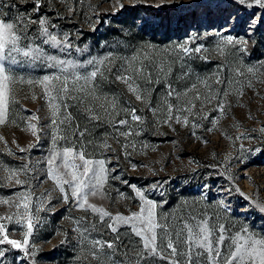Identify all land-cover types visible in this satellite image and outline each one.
<instances>
[{
  "label": "rangeland",
  "instance_id": "rangeland-1",
  "mask_svg": "<svg viewBox=\"0 0 264 264\" xmlns=\"http://www.w3.org/2000/svg\"><path fill=\"white\" fill-rule=\"evenodd\" d=\"M44 1L37 7L36 0H0V19L16 24L22 36L18 47L39 48L57 61L82 65L76 69L81 78L69 75L68 94L62 103L55 102L57 126L47 127L51 110L41 98L44 86L37 82L46 75L61 76L50 85L60 89V66L49 67L52 61H33L22 53L15 64L3 62L16 81L8 84L6 107L0 105V217L5 218L0 223L10 238L21 242L29 220L33 224L24 246L29 254L5 244L0 246L9 249L3 264H142L134 259L141 239L114 217H130L142 206L147 210L149 201L153 219L166 223L173 236L182 223L206 221L215 246L223 225L222 254L231 238L245 229L254 238H264V25L246 33L224 19L237 9L244 19L253 13L264 18V9L233 5L209 17L144 6L160 0ZM162 10L164 15H157ZM146 18L156 26L144 31ZM40 20L46 23L40 25ZM45 27L62 42L59 46L45 43ZM229 35L232 43H226ZM96 68L97 77L83 78ZM117 76L127 77V83ZM132 108L142 117L140 122L131 120ZM33 113L40 118L32 121L39 140L28 126ZM121 119L128 124L119 125ZM79 131L83 137L76 135ZM126 131L131 135L121 134ZM69 146L74 152L68 164L57 157L49 174L48 159ZM75 150L83 151L86 159L103 161L105 169L97 194L88 195L86 203L80 201L83 209L64 183L72 179L70 173L79 176L72 167L82 164ZM60 187L69 194L67 201ZM90 205L112 218L101 222L102 213ZM156 231L159 244L160 229ZM94 241L112 242L113 247L93 248ZM164 257L168 252L161 250V256L148 260L170 264L171 258ZM175 259L187 264L183 255ZM193 261L208 264L195 249Z\"/></svg>",
  "mask_w": 264,
  "mask_h": 264
},
{
  "label": "snow or ice",
  "instance_id": "snow-or-ice-1",
  "mask_svg": "<svg viewBox=\"0 0 264 264\" xmlns=\"http://www.w3.org/2000/svg\"><path fill=\"white\" fill-rule=\"evenodd\" d=\"M233 5L244 6L246 8H250L253 6H258L261 9H264V0H229V4L227 7H223L218 0H160L157 4H145V7H155V8H163L170 11L176 12H186L190 15H204V16H213L217 12L220 11H228V8ZM34 6H39V0H36ZM131 7H136V4L130 5ZM121 8L124 6L121 5ZM158 15V14H157ZM22 19V18H21ZM226 24L229 26L242 28L246 33L255 30L257 25H264V18H258L255 13H253L248 19H244L239 15V10L237 9L236 13L229 12L227 16L224 17ZM40 25H44L46 23L45 20L39 21ZM162 23V21H161ZM156 26V21L146 18L143 21L142 30L147 31L149 28ZM42 34L48 36V40L45 43L51 41L54 45L59 46L61 41L57 40V37L54 35H50L48 33V29L42 28ZM22 36L18 34L17 26L15 23L5 22L0 19V105L5 106L8 103L7 91L8 84L15 82L16 77L10 76L9 70L6 69L5 64L3 63L5 60H10L12 64L17 63L16 55L22 53L24 57H30L33 61L39 60L42 57L46 61H52L53 63L49 64V67H56L57 64L60 66V72L63 73V86L60 89H55L50 87L52 81L60 80L61 76H44L42 80L37 83L43 85V95L42 99L45 102V105L51 110V116L49 118V124L47 127H55L57 126V111L58 105L55 103L57 99L63 102V96L68 94L67 80L69 75H71L75 79H80L81 77L76 74V69L82 67V65H78L73 61H57L54 56H45L44 52L39 49H31L25 50L24 48L18 47V43L21 41ZM66 39V37H65ZM233 37L228 36L226 43H232ZM240 43L246 46V41H240ZM28 46L25 45V48ZM179 47L187 53L189 48L184 45H179ZM201 49L197 47L195 49L196 52H199ZM89 64H95L94 61H89ZM71 70V72L69 71ZM98 68L96 70L88 73L84 79H92L97 77ZM251 71V69H249ZM21 82H26L29 85L33 83L32 80L25 81L23 77L19 78ZM117 79L123 80L127 83V77L125 76H117ZM130 90L136 92V89L131 88ZM55 93V95L53 94ZM171 93H169L170 95ZM33 100L36 99V96L33 95ZM136 99L140 100L141 96L139 94L136 95ZM103 107V105L101 106ZM114 107V105H113ZM220 110H223V105H218ZM27 111V110H25ZM169 116L168 119H171L172 108L169 107L167 109ZM137 109H130V118L132 121L140 122L142 117L137 115ZM39 116L35 113L31 114L28 118V126L33 129L32 135L39 140V136L36 131V124L32 123V121H39ZM176 122L180 123L179 117L176 118ZM0 123H3V120L0 119ZM119 125L128 124V120L121 119L117 121ZM184 123L187 124L188 120L185 119ZM41 131L43 129H40ZM124 136L131 135L130 132L121 133ZM78 137H83L84 132L79 131L76 133ZM2 139V137H0ZM56 142V136L53 135V143ZM207 142V141H206ZM104 147H109L106 143L103 145ZM27 149H21V151H26ZM259 151V149H255ZM74 148L73 146L64 147L61 153H53V155L48 159L47 163L50 169L51 174V165L56 160L57 157H60L62 164L67 165L69 159L73 156ZM76 158L82 161V164L79 166L73 164V168H77L79 170V176H77L74 172L70 173L72 175L71 180H65L64 183L67 184L71 188V197L76 200L78 206L80 208H84V203L80 201L83 200L85 203L87 202L88 195H96L97 190L102 187L105 181V169L103 161H93L91 159H86L83 151L75 150ZM98 164L99 167H95L94 165ZM114 171V169H113ZM16 183L19 184L20 181L17 179ZM135 187V186H132ZM60 193L63 194V199L67 201L69 199V194L65 191L64 187L59 188ZM136 195L141 196V193L137 191ZM143 198V197H141ZM7 203V201H5ZM148 203V209L146 210L143 206L140 209L139 213H133L130 217H124L122 215H117L114 217L115 220L122 222L124 225H129L133 231V233L139 237L142 241L141 243V251L134 257L137 261L142 262V264H151L148 260V257H157L161 256V250H166L168 252V257H164L165 259L171 258L170 264H181V262L175 257L178 255H183L187 264H194L193 261V250H196V255L199 257L201 252L208 258V264H264V238H254L252 235H249L247 230H243V233L237 235L236 237L231 238L232 242L226 249L225 253H221V245L224 240L223 225L219 226V234L215 243V246L212 245L209 237L210 231L206 221H202L200 223L194 224H181V230L173 233L170 232L169 226L166 223H159L153 219L152 207L154 206L152 202ZM92 211L102 213L99 217L101 222L104 221L105 217H111V214L107 211H104L102 208H98L90 205ZM25 212L28 211L27 204L24 206ZM260 211L264 212V206L260 207ZM141 217H143L141 219ZM5 219L4 217H0V220ZM8 220H11L12 217L8 216ZM139 220V225L133 223V221ZM33 224L31 220H29L27 224L28 232H25L24 238L22 242L17 239L10 238L7 229L4 223H0V246L7 244L10 246V249H18L24 251L25 254H29L24 246L29 244L28 236L31 233V229ZM108 227L112 232H116L117 228L113 226V224H109ZM157 229H160L159 233V244L158 242V233ZM181 237H183L181 239ZM175 240H179L180 243L177 245ZM104 247L112 248V242H101L94 241L93 248L103 249ZM183 247L186 249L185 252H178V248ZM9 249H5L0 247V264H3V258L6 255V252ZM95 255V252L93 253Z\"/></svg>",
  "mask_w": 264,
  "mask_h": 264
},
{
  "label": "trees",
  "instance_id": "trees-1",
  "mask_svg": "<svg viewBox=\"0 0 264 264\" xmlns=\"http://www.w3.org/2000/svg\"><path fill=\"white\" fill-rule=\"evenodd\" d=\"M49 1L51 2V1H53V0H45L44 2H42L43 4H45V5H48L49 4ZM42 5V4H41ZM33 6H34V4H33ZM157 14H159V15H164V11L162 10V11H157Z\"/></svg>",
  "mask_w": 264,
  "mask_h": 264
}]
</instances>
